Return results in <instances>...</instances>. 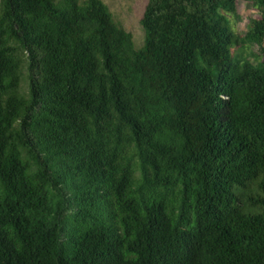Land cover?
Instances as JSON below:
<instances>
[{
	"label": "trees",
	"instance_id": "trees-1",
	"mask_svg": "<svg viewBox=\"0 0 264 264\" xmlns=\"http://www.w3.org/2000/svg\"><path fill=\"white\" fill-rule=\"evenodd\" d=\"M238 1L146 0L136 47L102 0H0V264H264Z\"/></svg>",
	"mask_w": 264,
	"mask_h": 264
},
{
	"label": "rangeland",
	"instance_id": "rangeland-1",
	"mask_svg": "<svg viewBox=\"0 0 264 264\" xmlns=\"http://www.w3.org/2000/svg\"><path fill=\"white\" fill-rule=\"evenodd\" d=\"M108 7L114 21L126 31L130 32L134 45L140 47L144 40V30L140 23L141 16L145 9L146 0H102ZM237 11L240 16L238 20L232 22L233 29L239 33L244 34L248 28L250 19L258 17L259 12L257 8L248 1H238ZM235 55L246 57L252 61L255 60L254 53L256 47L254 45L246 46L243 49H234ZM24 90H26V83H21Z\"/></svg>",
	"mask_w": 264,
	"mask_h": 264
}]
</instances>
